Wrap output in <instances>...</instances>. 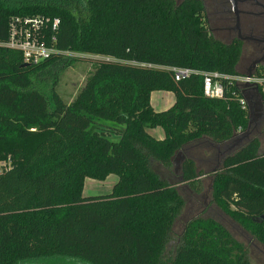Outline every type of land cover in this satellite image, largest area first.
<instances>
[{"label":"trees","instance_id":"obj_1","mask_svg":"<svg viewBox=\"0 0 264 264\" xmlns=\"http://www.w3.org/2000/svg\"><path fill=\"white\" fill-rule=\"evenodd\" d=\"M26 15L57 18L45 41L54 36V48L94 64L70 103L39 80L68 59L24 66L19 51L3 46L10 20ZM239 60L237 45L212 37L197 1L0 0V161L9 164L0 173V264H250L244 245L211 218L188 220L174 253L166 250L184 207L176 185L201 193L204 175L213 204L264 245L261 142L253 137L225 152L247 128L241 91L226 83L223 99L206 98L201 76L176 82L165 69L233 76L243 73ZM256 73L264 76V67ZM156 91L173 94L170 108L153 110ZM156 128L163 139L147 132ZM202 147L210 157L197 154ZM110 175L117 177L110 193L83 195L86 179Z\"/></svg>","mask_w":264,"mask_h":264},{"label":"rangeland","instance_id":"obj_2","mask_svg":"<svg viewBox=\"0 0 264 264\" xmlns=\"http://www.w3.org/2000/svg\"><path fill=\"white\" fill-rule=\"evenodd\" d=\"M84 55H79L77 53H70L66 56H63L65 59H68L64 65H62L58 70H52L48 73V75L40 78L42 80L43 90L49 91L53 85V91L65 102L70 103L82 86L85 83V80L88 74L92 71L94 64L92 61L87 59H82ZM240 70H244L240 68ZM247 73L248 71H240ZM253 72V71H251ZM40 85L38 81L37 86ZM166 104L167 108L172 106L174 103V96L172 93L167 94ZM170 95V96H169ZM154 98L152 100V105L154 102ZM165 104L163 103V106ZM156 109L157 106L153 105ZM157 131L164 136V133L161 128H157ZM247 138L243 141L256 137L261 142L260 151H264V112H262L261 116L253 122L248 129ZM242 141V142H243ZM241 142V143H242ZM240 143V144H241ZM231 144V143H230ZM234 145V144H233ZM239 145V144H238ZM238 145L226 146V154H230L234 152L238 147ZM220 150H222L220 148ZM198 155H201L204 158L210 157V153L202 147L197 151ZM222 157H219V163ZM154 169L157 173H159L162 177L166 178L169 182L175 183L176 179H174L168 172H166L162 166L159 164H154ZM201 170L207 171L208 168L205 166L200 167ZM113 179L115 181L113 182ZM117 177L115 175H111L105 181L100 182L92 179H86L85 187H84V196H94V195H103L111 191L112 186L116 183ZM199 186L202 190L201 193H196L190 190L187 186L182 184L176 185L180 195L184 200V207L182 209L181 214L176 218L172 228L171 239L167 244V254H173L175 249V244L178 242V237L183 232L184 224L194 218V217H202V218H211L216 222L223 225L230 234L240 243H242L245 247L247 257L250 261V264H264V245L261 244L254 236L251 234L250 230H247L243 227V225L234 221L230 217L226 216L222 213L212 202L211 198V178L209 175H204L199 179ZM89 183H94L99 189L97 191H88L87 186ZM111 186V187H110ZM110 189V190H109ZM25 264H84L80 263L74 259L67 258H49V259H40L28 261Z\"/></svg>","mask_w":264,"mask_h":264},{"label":"built area","instance_id":"obj_3","mask_svg":"<svg viewBox=\"0 0 264 264\" xmlns=\"http://www.w3.org/2000/svg\"><path fill=\"white\" fill-rule=\"evenodd\" d=\"M59 20L45 15L15 16L9 23V38L3 46L19 51L22 54L23 64L37 65L54 55L66 56L70 52L59 51L52 46L56 38L53 36L49 43L45 41V30L56 33ZM171 71L174 81L199 75L202 78V92L204 97L210 99H223L226 93L225 84L235 85L240 91L239 104L243 111L248 113V103L243 97V92L251 93L254 89L264 92V76L256 71L236 74L233 76L223 75L217 72H200L189 68H165ZM261 71V70H260ZM259 72V71H258ZM245 131L240 128L234 137H240ZM9 168V164L0 161V173Z\"/></svg>","mask_w":264,"mask_h":264},{"label":"flooded vegetation","instance_id":"obj_4","mask_svg":"<svg viewBox=\"0 0 264 264\" xmlns=\"http://www.w3.org/2000/svg\"><path fill=\"white\" fill-rule=\"evenodd\" d=\"M173 1L180 4L185 0ZM193 1L201 5L202 21L215 40L239 47L237 70L264 67V0Z\"/></svg>","mask_w":264,"mask_h":264},{"label":"water","instance_id":"obj_5","mask_svg":"<svg viewBox=\"0 0 264 264\" xmlns=\"http://www.w3.org/2000/svg\"><path fill=\"white\" fill-rule=\"evenodd\" d=\"M247 75H251V71H248ZM243 97L248 103L247 128L245 132L243 133V135H241L240 137H235L230 141L231 142L230 145L234 144L232 146L240 144L245 138H247V135H248L247 132L251 124L255 122L256 119H258L261 116L262 112H264V106L262 104L260 94L256 89H254L253 92L251 93L243 92ZM183 160H184V156L181 154V152L177 153L173 160V166H174L175 173H178L180 171V165ZM262 218L264 219V216H262ZM254 221L256 223H260V219H255Z\"/></svg>","mask_w":264,"mask_h":264},{"label":"crops","instance_id":"obj_6","mask_svg":"<svg viewBox=\"0 0 264 264\" xmlns=\"http://www.w3.org/2000/svg\"><path fill=\"white\" fill-rule=\"evenodd\" d=\"M170 93V92H161V91H156V92H152L151 93V97H150V104L153 108V110L155 112H162L164 110H167V104L165 103L166 102V99H167V94ZM170 96V95H169ZM154 98V102H153V105L157 106V108L155 109L152 105V100ZM163 103L165 104L163 106ZM171 107V106H170ZM169 107V108H170ZM147 132L153 136L154 138L158 139V140H161L164 138V136L160 133V131H157V128L156 129H147ZM111 176V175H110ZM109 176V177H110ZM107 177V178H109ZM115 181V179H113V182ZM86 182V180H85ZM85 182H84V187H85ZM116 182H117V179H116ZM111 187V186H110ZM113 187V186H112ZM87 190L90 192V191H97L99 188L94 184V183H89V185L86 187ZM110 190V189H109ZM84 192V191H83ZM110 193V192H108ZM106 193V194H108Z\"/></svg>","mask_w":264,"mask_h":264}]
</instances>
